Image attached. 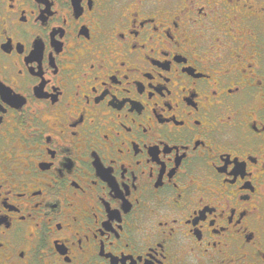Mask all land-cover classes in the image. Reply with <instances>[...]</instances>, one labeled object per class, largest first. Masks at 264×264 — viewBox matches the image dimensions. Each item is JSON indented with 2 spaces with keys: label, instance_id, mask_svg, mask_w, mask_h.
Masks as SVG:
<instances>
[{
  "label": "flooded vegetation",
  "instance_id": "flooded-vegetation-1",
  "mask_svg": "<svg viewBox=\"0 0 264 264\" xmlns=\"http://www.w3.org/2000/svg\"><path fill=\"white\" fill-rule=\"evenodd\" d=\"M262 101L264 0H0V264H264Z\"/></svg>",
  "mask_w": 264,
  "mask_h": 264
},
{
  "label": "snow or ice",
  "instance_id": "snow-or-ice-1",
  "mask_svg": "<svg viewBox=\"0 0 264 264\" xmlns=\"http://www.w3.org/2000/svg\"><path fill=\"white\" fill-rule=\"evenodd\" d=\"M228 2H230V0H228ZM186 7H187V6H186ZM162 82H163V81H162ZM235 90H236V91H239L238 88H236ZM100 99L102 100V99H104V97L101 96ZM112 99H113V97H112V96H109V102H111ZM98 102H99V101H97V103H98ZM261 106L264 107V101H262ZM68 107H71V105L69 104ZM2 111H3V109L0 108V112H2ZM2 119H3L2 116H0V122H2ZM82 122H83V117L81 116V117L78 118V120L72 122V127L75 128L76 125H77L78 123H82ZM50 139H51V138L49 137V141H50ZM53 155H55V151H53ZM73 183H75V182H73ZM242 183H243V181H242ZM233 214H235V213H233ZM241 218H242V217H241ZM261 251H264V249H261Z\"/></svg>",
  "mask_w": 264,
  "mask_h": 264
}]
</instances>
